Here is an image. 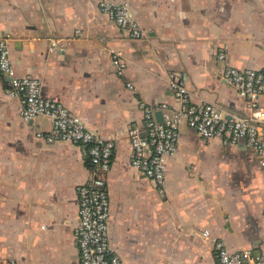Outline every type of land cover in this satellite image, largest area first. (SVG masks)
Wrapping results in <instances>:
<instances>
[{
	"label": "crops",
	"instance_id": "0c3cea01",
	"mask_svg": "<svg viewBox=\"0 0 264 264\" xmlns=\"http://www.w3.org/2000/svg\"><path fill=\"white\" fill-rule=\"evenodd\" d=\"M99 1L0 0V32L20 75L38 76L45 96L115 140L113 252L127 264H219L215 240L222 239L230 250H251L247 264H264V166L245 141L205 140L183 121L160 186L132 166L128 134L143 122L142 103L178 106L173 71L193 102L245 114V98L221 72L264 67V0H112L129 3L143 28L139 39ZM50 35L67 44L52 51L34 39ZM115 51L127 61L123 74L112 63ZM8 87L0 73V264H81L78 186L91 175L89 159L78 144L39 139L51 119L24 120ZM259 100L264 106V93Z\"/></svg>",
	"mask_w": 264,
	"mask_h": 264
},
{
	"label": "built area",
	"instance_id": "2783aa9c",
	"mask_svg": "<svg viewBox=\"0 0 264 264\" xmlns=\"http://www.w3.org/2000/svg\"><path fill=\"white\" fill-rule=\"evenodd\" d=\"M100 9L132 38L144 36L143 28L134 17L127 2L100 0ZM50 50L64 48L66 38L50 35L45 38ZM226 61V52L218 54ZM112 63L118 74H123L127 61L119 52L112 55ZM0 73L9 77V94L19 98L20 113L24 120L32 121L40 115L51 119L48 130L36 132L39 139L53 143L61 140L78 144L89 159L91 175L78 186V222L75 229L76 243L81 264H127L114 253L109 238L111 200L108 177L112 167L116 142L86 125L81 115L66 104L47 97L42 92V81L36 75H20L11 56L8 37L0 32ZM221 77L235 87L245 98V114H226L216 104L193 102L185 80L178 72L170 73V86L178 106L167 101L156 105L142 103L143 122L129 128L132 146V166L147 177L164 185L167 160L176 153L181 134V124L186 121L205 140L222 138L238 144L245 141L264 166V106L259 96L264 93V67L238 68L226 66ZM128 85L132 86L131 83ZM162 112V120L156 113ZM210 236L209 229L203 230ZM215 252L219 264H247L251 250H230L222 239L215 240ZM13 264V263H12Z\"/></svg>",
	"mask_w": 264,
	"mask_h": 264
},
{
	"label": "water",
	"instance_id": "95a60500",
	"mask_svg": "<svg viewBox=\"0 0 264 264\" xmlns=\"http://www.w3.org/2000/svg\"><path fill=\"white\" fill-rule=\"evenodd\" d=\"M156 115H157V118L158 119H160V120H162V112L161 111H158L157 113H156Z\"/></svg>",
	"mask_w": 264,
	"mask_h": 264
}]
</instances>
